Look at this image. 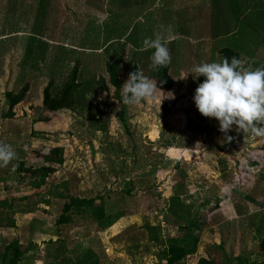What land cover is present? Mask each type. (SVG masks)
<instances>
[{
  "label": "rangeland",
  "instance_id": "obj_1",
  "mask_svg": "<svg viewBox=\"0 0 264 264\" xmlns=\"http://www.w3.org/2000/svg\"><path fill=\"white\" fill-rule=\"evenodd\" d=\"M43 1L0 0V143L10 145L16 153L7 166L0 167V256L16 240L24 252L19 264H55L49 258H57L63 248L71 251L70 261L91 249L96 260L93 264H166L164 251L169 240L175 239L191 254L178 264H196L200 258L216 264H264V252H259L264 240V214L257 213L264 210V137L233 126L228 133L232 140L227 141L219 131V122L202 116L194 103L184 101L174 84L176 100L168 113L156 97L160 101L157 104L125 105L121 102V87L115 91L104 64L96 72L109 92L90 93L84 87L94 76L92 63L98 59L92 54L94 47L84 46L87 53L79 54L77 59L71 57L74 61L64 67L55 64L61 57L60 45L70 44L65 48L70 51L76 44L81 46L83 39L73 41L72 32L77 26L73 27L80 24L78 28L83 26L88 31L90 24L85 16L89 12L68 9L71 18L64 21L57 16L58 0H49L56 10L51 20L43 14ZM211 2L215 9L214 34L228 27L221 20L235 17L238 34L222 39L220 45L233 51L243 45L238 51L241 55L249 52L252 68L264 67V21L259 13L264 11V0ZM251 4L253 34L244 30L249 28L246 22L239 24L236 19ZM65 27L69 38L61 34ZM134 27L131 39L139 43L144 36L139 25ZM105 28L121 35L125 25L117 16L109 19ZM45 32L53 39L49 59L37 63L30 53L22 70L28 39ZM34 45L44 52L43 44ZM92 46H96L95 41ZM153 51L144 54L151 56ZM111 57L109 63L117 61L119 65L114 50ZM243 60L244 67H250L246 56ZM78 63L77 82L83 86L80 93L84 101L77 111L45 112L44 88L52 83L56 90H62ZM118 75L125 80V69ZM24 88L27 93L14 107L13 117H3L8 109L5 93H20ZM101 126L104 129L96 131ZM258 126L264 124L258 122ZM152 131L157 135H150ZM55 147L62 148L64 162L54 166V173L38 177L25 170L42 166L35 162L38 155ZM20 161L25 163L24 170L19 169ZM174 196L181 201L177 216L169 210ZM88 197L103 203L109 217L116 213L123 217L101 231L89 213L73 209L69 213L71 222L56 224L70 198ZM246 197L254 200L253 230L243 234L249 218L237 212ZM241 209L245 211V207ZM219 238L222 251L214 244ZM104 247L111 254H106Z\"/></svg>",
  "mask_w": 264,
  "mask_h": 264
},
{
  "label": "crops",
  "instance_id": "obj_2",
  "mask_svg": "<svg viewBox=\"0 0 264 264\" xmlns=\"http://www.w3.org/2000/svg\"><path fill=\"white\" fill-rule=\"evenodd\" d=\"M61 1H64V3L61 4ZM255 1L257 0H253V3ZM43 3L46 7L43 10L44 16H47V18L52 20L53 15H56L54 3L49 0H44ZM26 4L28 5L29 3ZM247 7V9L241 11L240 15L237 16L236 19L239 24L246 22L249 28L244 27V30L249 34H253L254 7L252 4ZM74 8L78 9L81 14H84L85 11L89 12L90 15H88V17L85 16L86 21L89 19V32L83 30V26L78 28V25L80 24L75 23L73 28L76 26L77 27L75 31L72 32V36L74 38L73 41L77 42V40L79 41V39H83L80 44L81 46H76V44L74 47H70L73 50L70 51L65 49L68 48L70 44L60 45L61 49L59 50L61 51V57L56 60L55 64L62 65V67H64L65 65L72 63L74 58H79V54L87 53L86 47L84 46L89 45L94 47L91 48L93 51H95L92 54L98 58L92 63L93 71H91V73L95 76H92V79H95V81L100 78H98V72H96V69H100L98 66L104 64V69L106 71V65L110 64L108 59L112 56L113 50L114 57L119 59L120 70H123L124 68L127 74L125 76V80L122 81V84H124L128 79L133 67H136L138 70L142 71L143 74L149 78L153 68L151 67L150 55H145L150 49L145 50L143 48V40L148 37L154 38L155 32H162L166 38V46L169 49V54L171 57V61L168 66L169 74L175 86L174 89L179 93L180 96H183L184 101L188 100L191 103H194L193 96L195 89L199 85L198 78H196L197 74L192 72V68L201 62H220L218 53L220 50L225 49L222 45H220L221 40L235 37L238 34L234 22L235 17L230 21L227 20V18L221 20V24H228V27H230L217 32L216 34L213 33L212 16L215 13V9L213 8L211 0H58L57 16H62L61 18H63L64 21H67L66 18H71L72 13L68 9L73 10ZM259 13L261 14L262 20L264 21V11H259ZM117 16L121 23L125 25V30L121 35H116L115 31L110 33L109 31L107 32L105 30V24L108 23V20ZM102 25L104 26L101 27ZM135 25L140 26L139 32L142 36H144V39L139 43L134 42L131 39ZM98 27H101V33H99V37L96 35V33L98 34L99 32ZM66 28L67 27L62 29L63 31L61 34L63 37L68 35L69 38L71 35L66 33ZM107 34L110 36L108 37ZM41 39L48 45V51L46 55V60H48V53L51 48V46L49 47V44H53V39L52 37L50 38V33L48 32H45V35H43ZM86 39H89V44H86ZM94 41L96 46H92V44L94 45ZM174 44H176L175 47ZM241 48H243V45L238 47L237 51L238 49L241 50ZM105 50L106 52H104ZM77 53L78 57H76ZM238 53L240 55V59H243L245 56L247 57L249 60L248 64L252 68L253 58L249 56V52L242 55L239 51ZM107 55H109V57ZM142 55H145V58H143ZM71 57L74 58L72 59ZM98 60H100V62H98ZM144 102L146 104H150V102L157 104V102L160 101L157 99H149ZM153 134L157 135V132L152 131L150 133V135ZM168 144H170L169 141ZM252 203H254L252 198H244V202L242 205H240V210L237 212L239 213L240 217L246 215V217L249 218V220H245L246 225H242L243 234H247L253 230V223L251 221L253 218V208H251ZM244 207L245 211L241 209ZM258 212H263L262 214H264V210L257 211V213ZM254 214H256V212ZM120 217H123V214L116 213L110 218L111 224L105 228L99 227V230L106 231L107 229H110ZM58 243L62 244L64 247V243L60 242V240ZM221 243L222 242L220 241V238L214 242L216 246L221 245ZM60 248V250H62V247ZM104 249L106 254H111L109 253V248L104 247ZM220 249L218 250L222 251V248ZM69 251V249L63 248L61 255H59L57 258L52 257L49 253L51 256L49 259H51V262H54L55 264H93L96 261L93 258L94 253L91 249L87 250L82 257H76L78 258H75L76 261H70L69 254L71 251ZM189 255L191 254L188 253L186 257ZM198 261L199 259L197 262Z\"/></svg>",
  "mask_w": 264,
  "mask_h": 264
},
{
  "label": "clouds",
  "instance_id": "obj_3",
  "mask_svg": "<svg viewBox=\"0 0 264 264\" xmlns=\"http://www.w3.org/2000/svg\"><path fill=\"white\" fill-rule=\"evenodd\" d=\"M167 41L162 32H155L154 38L143 40L145 50L153 49L150 56L153 69L162 68L171 61ZM246 61L236 56L220 62H201L192 68L196 78L205 79L199 83L193 96L199 113L206 118L219 122V131L227 141L233 126L242 132L264 137V67L245 68ZM191 74V73H190ZM160 90L156 80L136 70L129 74L121 86V102L137 105L155 98ZM174 98L172 94L168 96ZM16 156L8 144L0 143V167L7 166Z\"/></svg>",
  "mask_w": 264,
  "mask_h": 264
},
{
  "label": "trees",
  "instance_id": "obj_4",
  "mask_svg": "<svg viewBox=\"0 0 264 264\" xmlns=\"http://www.w3.org/2000/svg\"><path fill=\"white\" fill-rule=\"evenodd\" d=\"M42 36H32L28 39L27 46L25 49L24 57L22 59V70H24V60L28 54L31 53V56L37 58V63L42 60V62H45L46 55L48 51V45L46 42H44L41 39ZM31 40L33 44L31 43ZM37 42H40V44H43L44 52H39V48L36 47L34 44ZM46 50V51H45ZM35 53V54H34ZM39 53L41 54L39 56ZM220 57V61H222L225 58H228L229 60L236 56L237 58H240V55L237 51H233L231 49H222L218 53ZM79 62V61H78ZM69 63V62H68ZM70 64V63H69ZM66 66V65H65ZM79 63L77 64V67L72 69L71 75L68 77L66 82L64 83V86L62 90L58 91L56 88H54V84L49 83L43 90L42 94V107L45 112L49 113H56L60 110L66 109V110H72L77 111V108L81 102L84 101V94L80 93L81 83L77 82V70H79ZM118 62H112L110 64L106 65L107 74L110 79V83L115 89L116 92L120 90V87L122 85V80L118 77ZM137 68L133 67L131 70V73L136 71ZM25 71V70H24ZM23 71V72H24ZM150 79L156 80L157 86L160 90H157L155 93L156 98H160L162 101V109L165 113H168L169 110L173 108V105L175 103L176 97L172 93L173 88V80L169 74V66L166 65L162 68H156L153 69V71L150 74ZM205 78L203 76H200L198 78V83L203 82ZM88 82V80H86ZM98 82V84H97ZM86 85V86H85ZM85 89H87L90 93H96L97 91H105L109 92L107 85L105 82L101 80L95 81V79L91 80V83H85ZM27 93L26 88H24L20 93L15 92H6L5 93V101L8 106V109L4 113L3 117L5 118H12L13 117V109L17 105H19L21 102H23L24 97ZM172 96L174 98H170L168 96ZM84 104V103H83ZM93 124H96L97 121L92 122ZM97 126V125H96ZM104 129L103 126L96 127V131H102ZM168 143V142H167ZM38 161L43 164L42 166L38 168L30 167L28 169H25L26 171L30 172L32 175H36L38 177H47L54 173L56 171L54 166H61L64 162L63 159V150L62 148L55 147L49 150L48 153L43 155H38ZM190 158L189 160H191ZM35 160V159H33ZM24 161H20L18 163L19 169H22V166L24 165ZM180 200L179 196H174L171 199V204L169 207V210L173 216H177L178 212L180 211ZM82 210L91 215L97 223V225L100 228H105L111 224L110 218L106 214V207L103 203H97L96 199L94 197L92 198H70L68 203H65L62 207V214L57 219L56 224L57 225H65L71 222V218L69 216V213L71 210ZM60 248V246H59ZM217 248H221L220 246ZM61 249V248H60ZM166 255V264H178L189 252L188 249L179 244V242L175 239L169 240L167 245V250L164 251ZM259 252H264V240L260 242L259 244ZM24 252L21 250V247L18 243V241H13L10 244H8L2 255L0 256V264H19L21 261V258L23 256ZM197 264H216L213 262V260L209 258H201L197 262Z\"/></svg>",
  "mask_w": 264,
  "mask_h": 264
},
{
  "label": "built area",
  "instance_id": "obj_5",
  "mask_svg": "<svg viewBox=\"0 0 264 264\" xmlns=\"http://www.w3.org/2000/svg\"><path fill=\"white\" fill-rule=\"evenodd\" d=\"M164 223V222H163Z\"/></svg>",
  "mask_w": 264,
  "mask_h": 264
}]
</instances>
